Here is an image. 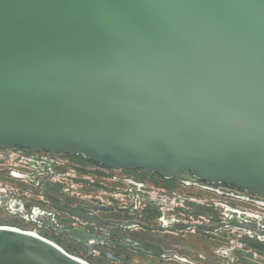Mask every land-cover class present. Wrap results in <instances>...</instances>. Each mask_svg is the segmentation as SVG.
Here are the masks:
<instances>
[{"label": "water", "instance_id": "1", "mask_svg": "<svg viewBox=\"0 0 264 264\" xmlns=\"http://www.w3.org/2000/svg\"><path fill=\"white\" fill-rule=\"evenodd\" d=\"M14 147L264 196V0H0V149ZM45 187L54 208L101 225ZM226 226L249 227L172 230ZM0 264L90 263L0 225Z\"/></svg>", "mask_w": 264, "mask_h": 264}, {"label": "flooded vegetation", "instance_id": "2", "mask_svg": "<svg viewBox=\"0 0 264 264\" xmlns=\"http://www.w3.org/2000/svg\"><path fill=\"white\" fill-rule=\"evenodd\" d=\"M18 149L26 155L29 164L17 169L16 175L13 171L6 172V176L5 173H0V225L16 227L24 231H36L44 237H46L44 235L46 232L53 233L65 244L73 246L82 253V255L81 253L79 255L70 254L80 257L90 264H94V261H98V264H141L135 263L139 261L142 264H153L158 259L188 261L177 254L175 249H179L180 245L177 242L178 238L173 237L178 235V232L185 230H172L175 223L185 221L169 216V212H175L177 208L184 207L187 202L203 204L205 207L215 210L212 211L218 216L216 222L209 220V223L199 224L219 225L235 221L249 225L246 229L226 226L217 231L191 230L217 233L224 229H233L264 242V237L257 234L258 230H264V208L258 207L256 204V202L264 203V196L243 191L225 183L214 185L200 180H166L158 174H152L158 180L166 182L168 184L166 187L170 186V189L165 188L163 194L155 195L154 186L145 181L131 180L129 193L119 192L116 194L117 201L113 204H75L73 201L65 200L60 196L61 192L65 194L64 191L70 190L65 188L67 187L64 182L65 178L61 177L65 174L66 169L58 166L60 165L59 154L34 151L24 147H18ZM70 156L87 163L90 167L88 172L98 173L105 169L104 166L80 156ZM136 171L142 173V179L150 174L140 169ZM111 172L119 171L109 169L106 174ZM93 175L95 176V174ZM96 181V178L86 181L88 188ZM184 181L191 182V187H186ZM46 183L49 184L51 195L68 206L86 208L88 213L100 219L101 225L96 222L84 221L80 217L54 208L45 195ZM60 186H62V190ZM75 192H77L76 189L71 191V194L67 193L66 195L72 199H78L79 197H75ZM185 192L187 195H184ZM149 204L158 207L160 215L156 216L155 221H161V225H153L144 221V219H148L145 217V208ZM102 205L116 206L117 209L103 210L98 208ZM141 208L142 210H140ZM137 211L142 212L139 215L142 220L131 217ZM1 220H4L5 223H2ZM72 228H81L87 233L94 234L100 241L92 240L90 243L93 249L90 250L79 241L72 240L67 234L60 231V229ZM143 244L160 245L164 250L175 253L176 257H155L148 252L147 248L143 247ZM235 248L234 246L232 249ZM220 252L225 256L231 255L228 256V261H224L223 264H240L235 255L229 254V250ZM197 256L205 259L212 258L210 254L206 255L205 253H198Z\"/></svg>", "mask_w": 264, "mask_h": 264}, {"label": "rangeland", "instance_id": "3", "mask_svg": "<svg viewBox=\"0 0 264 264\" xmlns=\"http://www.w3.org/2000/svg\"><path fill=\"white\" fill-rule=\"evenodd\" d=\"M4 175L6 176V173ZM94 178H96L97 181L94 182L90 188H88V183L82 182L84 184L83 187H79L81 193L75 192V197H79L78 199H72V197L70 198L66 195L67 193L71 194V191L74 190L73 184L75 182L71 179L65 180L64 182L67 186L65 188H68L70 191H64L65 194L61 192L60 196L65 200L73 201L75 204H113L117 201L116 194L119 192L129 193L131 180H137L140 182L145 181L151 186H154L156 189L155 195H158L159 193L163 194V189L165 188L170 189V186L166 187L168 185L166 182L158 180V178L154 177L152 174H147L142 179V173L136 170L111 172L110 174L99 171L98 173H95ZM78 183L82 184L80 181H78ZM60 189L62 190V186H60ZM184 205L185 206L182 208H177L175 212H169V216L177 217L187 223H209V220L216 222V218H218L217 214L214 213V209L205 207L203 204L187 202ZM145 209V217H148V219H144V221L153 225H161V221H155L156 216L160 215L158 207L149 204ZM140 210H142V208ZM141 214L142 212L139 213L137 211L131 217L142 220V217L139 216ZM1 222L5 223L4 220H1ZM44 235L69 253L74 255H79V253H81V251H77L73 246L65 244L53 233L46 232ZM173 237L178 238L177 242L180 245L179 249L174 248L177 251V254L182 258H186L188 261L158 259L156 262H153V264H223V262L228 261L231 256H225L220 252L226 250L230 251L229 254L235 255L237 262L240 264H264V242L251 238L245 233L237 230L224 229L217 233H208L199 230H185L178 232V235ZM234 246L236 248L232 249ZM198 253H205L206 255L210 254L212 258L205 259L198 257ZM98 263V261H94V264ZM135 263L142 264L140 261Z\"/></svg>", "mask_w": 264, "mask_h": 264}, {"label": "built area", "instance_id": "4", "mask_svg": "<svg viewBox=\"0 0 264 264\" xmlns=\"http://www.w3.org/2000/svg\"><path fill=\"white\" fill-rule=\"evenodd\" d=\"M60 158H58L60 167H65V174H63L61 177L65 178V180L71 179L73 182V188L76 189L78 193H81L79 187H83V183H86V181H91L92 178H94L93 174L88 172L90 171V167H88L87 163H83L81 161H78L77 159L72 158L68 154H59ZM29 160L21 151H19L18 147H14L9 150L0 149V172L6 173L8 171H17V169H20L22 166L28 165ZM109 169L105 168L102 170L103 172L107 173ZM16 175V174H15ZM78 181H80L82 184H79ZM191 182L184 181V185L186 187H191ZM184 195H187L185 192ZM258 204V207L264 208V203L262 202H256ZM34 233H37L34 231Z\"/></svg>", "mask_w": 264, "mask_h": 264}, {"label": "trees", "instance_id": "5", "mask_svg": "<svg viewBox=\"0 0 264 264\" xmlns=\"http://www.w3.org/2000/svg\"><path fill=\"white\" fill-rule=\"evenodd\" d=\"M74 157H79V156H74Z\"/></svg>", "mask_w": 264, "mask_h": 264}]
</instances>
